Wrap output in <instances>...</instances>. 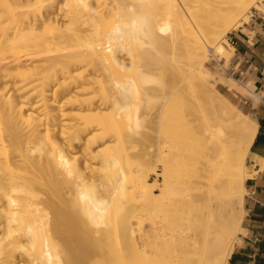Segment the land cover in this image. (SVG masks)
Wrapping results in <instances>:
<instances>
[{"label": "bare ground", "instance_id": "6f19581e", "mask_svg": "<svg viewBox=\"0 0 264 264\" xmlns=\"http://www.w3.org/2000/svg\"><path fill=\"white\" fill-rule=\"evenodd\" d=\"M257 2L0 0V264H228L258 126L216 86L258 94L209 57Z\"/></svg>", "mask_w": 264, "mask_h": 264}, {"label": "crops", "instance_id": "0c3cea01", "mask_svg": "<svg viewBox=\"0 0 264 264\" xmlns=\"http://www.w3.org/2000/svg\"><path fill=\"white\" fill-rule=\"evenodd\" d=\"M236 46L230 64L232 76L251 85L257 99H247L243 107L257 126L248 157L246 211L242 228L228 264H264V13L257 14L232 34ZM247 79V80H246Z\"/></svg>", "mask_w": 264, "mask_h": 264}, {"label": "rangeland", "instance_id": "374dc122", "mask_svg": "<svg viewBox=\"0 0 264 264\" xmlns=\"http://www.w3.org/2000/svg\"><path fill=\"white\" fill-rule=\"evenodd\" d=\"M255 5L256 6L252 7L250 9V11L247 12L246 16H244L240 20V24H239V26H237L236 30H232L227 35L226 39L230 36L231 33H233L234 31L239 30V28L243 24H246V23L249 22V20H250V18L252 16V13L254 12V9L255 8L257 10H259L260 12L264 13V0H258V2ZM222 45L225 46V48L227 50H229L231 53H233V54H231V57L228 60V62L222 61V60H221V62H218L217 59L216 58L213 59V57L211 55L209 57V63L215 69H221V68H223L225 70V73L223 74L224 75V78H227V79H235L240 85H242V86H248L247 84H245L243 82H240L237 77L232 76V74L230 72V64H231V62H232V60H233V58L235 56V50H232V46H229L228 44H222ZM152 53L154 54V56H153L154 58H155V55L156 54L158 55V58L161 57L158 53H154V52H152ZM156 58H157V56H156ZM153 77L155 78V81L152 83V86H157L159 84V81H161V79L162 80H165L164 77L160 76V73L159 72H156ZM240 89L243 91L242 88H240ZM216 90L221 95H223L225 98H227V100L230 101V103L232 105L236 106L239 110H241L245 115H247V112H246V110L243 107V102H245V100H247V99H254L255 100V97H253L251 94H247L244 91H243L244 92L243 95L237 96V95H234L233 93L229 92L226 88H224L223 86H220V85L216 86ZM232 95H233V97H232ZM230 96H231L232 99H230ZM153 102H154V104H153ZM153 102L149 103V106H148V108H149V110L151 111L152 114L155 113L154 109L156 111H157L158 108L160 109V106L158 104L159 101L158 100H155ZM150 108H152V109H150ZM168 108H169V117L170 118H169V120L167 122L169 123L168 129L170 130V134H175L176 137H177V139H178V137H180L179 139H181L182 138V135H184V133H185V131H184L185 130V127H184V119L182 118L183 115L180 112V110H181L180 109V103H175V104L169 106ZM156 121H158V120H156ZM160 121H161V119L157 123H159ZM153 126L154 125L151 122L150 123H145V124H142L141 129L136 130L137 134H139V135H136V139H137V140H135V147L136 148L134 150L135 151V154H134L135 155V162H134V165H133L134 167L132 166L133 167L132 169L134 171L135 170L136 171H145L146 174H148L149 177H150L151 184L154 186L155 184H160L162 182V179L161 178H157L156 176H154L152 174V172H153L154 169H157V171L159 173H161L162 168L160 167L159 164L157 165V168H156L155 167V163H156L155 161H154L155 163L154 162H151L148 165H143V162L144 161L141 160L142 159L141 157L145 155L147 149L152 144V141H151L152 139L151 138L154 135L153 129H155V127H156V126L155 127H153ZM161 138H163V135L161 136ZM76 154L79 155L78 153H76ZM179 162L177 161L176 163L178 164ZM248 165L249 164H248V159H247V167H248ZM140 169H142V170H140ZM248 174H249V172H248ZM157 194H158V192H157ZM246 195H247V193H246ZM246 195H245V197H246Z\"/></svg>", "mask_w": 264, "mask_h": 264}, {"label": "built area", "instance_id": "2783aa9c", "mask_svg": "<svg viewBox=\"0 0 264 264\" xmlns=\"http://www.w3.org/2000/svg\"><path fill=\"white\" fill-rule=\"evenodd\" d=\"M260 13H262V12H260L259 10H257V9L255 8V9H254V12L252 13V16H251L249 22H250V21H251V20H252L257 14H260ZM249 22H248V23H249ZM232 34H233V33H231L230 36L227 38V42H228L229 45L232 46V48L234 49L235 46H236V43H235L234 39L232 38Z\"/></svg>", "mask_w": 264, "mask_h": 264}]
</instances>
